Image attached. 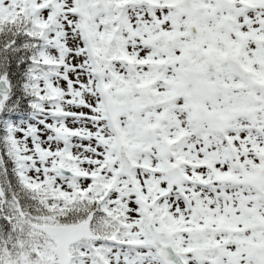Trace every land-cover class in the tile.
Returning <instances> with one entry per match:
<instances>
[{
  "label": "snow or ice",
  "instance_id": "obj_1",
  "mask_svg": "<svg viewBox=\"0 0 264 264\" xmlns=\"http://www.w3.org/2000/svg\"><path fill=\"white\" fill-rule=\"evenodd\" d=\"M0 264H264V0H0Z\"/></svg>",
  "mask_w": 264,
  "mask_h": 264
}]
</instances>
